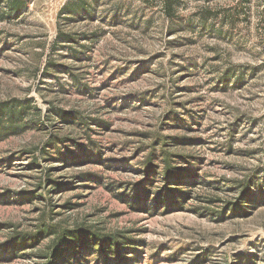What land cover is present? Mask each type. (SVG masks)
<instances>
[{"label": "rangeland", "instance_id": "obj_1", "mask_svg": "<svg viewBox=\"0 0 264 264\" xmlns=\"http://www.w3.org/2000/svg\"><path fill=\"white\" fill-rule=\"evenodd\" d=\"M67 1L26 0L18 17L0 5V102L29 100L42 117L54 108L102 127L89 132L51 116L0 142V246L42 223L78 225L139 241L137 264H231L239 256L264 264V206L217 220L236 185L264 171V0H174L177 25L161 0H85L91 16L77 18L60 14ZM173 115L183 121L175 125ZM88 134L99 162L41 160L50 136L82 144ZM161 149L193 161L205 180L183 210L133 212L118 195L151 153L162 165ZM91 172L99 182L76 179ZM48 177L63 186L49 192ZM48 242L0 264H43Z\"/></svg>", "mask_w": 264, "mask_h": 264}, {"label": "trees", "instance_id": "obj_2", "mask_svg": "<svg viewBox=\"0 0 264 264\" xmlns=\"http://www.w3.org/2000/svg\"><path fill=\"white\" fill-rule=\"evenodd\" d=\"M96 1L93 0V3ZM161 2L164 5L165 18L173 25L181 24L174 18L172 7L174 0H161ZM1 4L5 5L6 14L9 17H18L27 7L26 0H0ZM91 8L92 4L85 0H69L62 6L60 14L68 18L87 17L91 16ZM199 20L200 23H205L207 17ZM56 38L70 42V44L75 40L72 36L62 34L60 30L56 31ZM94 38L93 36L87 37V40ZM70 78L78 82L73 75ZM240 79L241 77L233 76L235 84H239ZM229 80L228 71H225L220 83L226 85ZM51 116L67 125L81 126L89 132H93L90 127H102V123L97 118L82 117L78 113L52 108L48 109L45 117ZM173 116L172 122L175 125L183 121L179 116ZM45 117L41 116L38 109L30 107L29 100L0 102V142L22 133L32 125L39 126L37 122ZM188 118L191 121L194 120L191 115H188ZM163 139L169 138L164 137ZM171 139L174 140V138ZM164 140L161 141L162 147L167 144ZM85 141L86 143L79 144L74 140L50 136L39 149L41 160L47 163L61 162L69 166L99 162L101 153L96 147V142L92 141L89 134ZM174 141L176 144L181 142ZM160 152L159 158L162 165L155 163L156 157L154 158V154L151 153L140 169L141 177L118 195L120 200L126 203L133 212L155 216L168 214L175 209L183 210L192 198L193 187L205 180V176L197 174L198 169H195L196 165L193 161H188L182 156L169 155L164 149ZM29 160L31 161L30 166H35L38 161L37 158ZM76 179L81 182H99L100 180L92 172L79 173ZM44 183L48 184L49 192H57L63 186L59 179L49 177ZM235 188V197L226 202L217 212L219 222L247 217L254 209L264 206V171L256 172L247 180L238 183ZM117 189L121 190L122 187H117ZM45 239L49 242L41 253L43 264H137L140 254L139 241L130 239L121 233H104L99 229L78 225L63 227L42 223L36 233L25 235L13 233L0 246V260L23 257L26 249L36 248ZM231 264H253V262L251 258L239 256Z\"/></svg>", "mask_w": 264, "mask_h": 264}]
</instances>
